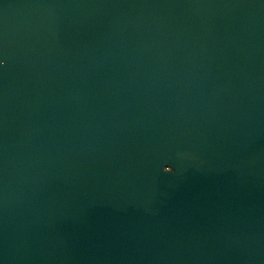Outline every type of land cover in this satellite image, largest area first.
<instances>
[{
    "label": "water",
    "instance_id": "obj_1",
    "mask_svg": "<svg viewBox=\"0 0 264 264\" xmlns=\"http://www.w3.org/2000/svg\"><path fill=\"white\" fill-rule=\"evenodd\" d=\"M0 264H264V0H0Z\"/></svg>",
    "mask_w": 264,
    "mask_h": 264
}]
</instances>
